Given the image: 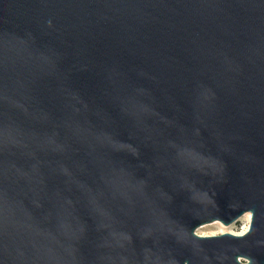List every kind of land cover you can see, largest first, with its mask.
Listing matches in <instances>:
<instances>
[{
    "label": "water",
    "instance_id": "1",
    "mask_svg": "<svg viewBox=\"0 0 264 264\" xmlns=\"http://www.w3.org/2000/svg\"><path fill=\"white\" fill-rule=\"evenodd\" d=\"M0 264H264V0H0Z\"/></svg>",
    "mask_w": 264,
    "mask_h": 264
},
{
    "label": "rangeland",
    "instance_id": "2",
    "mask_svg": "<svg viewBox=\"0 0 264 264\" xmlns=\"http://www.w3.org/2000/svg\"><path fill=\"white\" fill-rule=\"evenodd\" d=\"M250 225H251V216L246 215L243 218H241L238 223H235L231 226H226L221 222H215L212 224L204 225L196 231V234L201 237L221 236L224 234L242 236L249 231Z\"/></svg>",
    "mask_w": 264,
    "mask_h": 264
},
{
    "label": "bare ground",
    "instance_id": "3",
    "mask_svg": "<svg viewBox=\"0 0 264 264\" xmlns=\"http://www.w3.org/2000/svg\"><path fill=\"white\" fill-rule=\"evenodd\" d=\"M211 226H214V225H211Z\"/></svg>",
    "mask_w": 264,
    "mask_h": 264
}]
</instances>
